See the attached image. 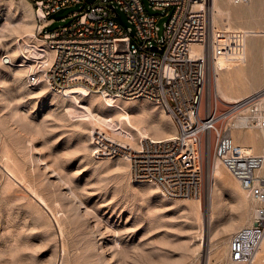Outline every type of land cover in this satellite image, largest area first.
<instances>
[{"label": "rangeland", "instance_id": "obj_1", "mask_svg": "<svg viewBox=\"0 0 264 264\" xmlns=\"http://www.w3.org/2000/svg\"><path fill=\"white\" fill-rule=\"evenodd\" d=\"M98 1L81 0L61 8L50 16L54 22L48 30L68 23L72 13L87 10ZM231 1L223 3L230 9L231 25L258 31L247 40L244 61H221L224 90L243 96L264 88V14L255 9L256 0L246 5ZM142 2L149 14L159 17L156 26L161 39L167 16L161 10H151L147 0ZM27 4L28 0H14L12 4L0 1V264H228L222 242L233 233H223L222 224L237 217L240 210L235 180L225 169L219 180L209 181L211 138L204 153L200 221L186 203L164 200L156 191L134 185L131 173L126 178L116 169L119 157L96 159L79 106L86 105L88 98L79 96L80 104L74 103L72 113L67 114L72 104L68 97L42 91L43 82L22 87L16 68L2 61L20 39L16 31L24 21L17 7ZM116 12L115 20L130 28L126 14ZM218 24L223 29L221 18ZM35 34L41 39L37 30ZM255 97L244 101L248 103L245 109ZM126 98L131 97L120 96L118 106L130 113L145 107L157 117L163 111L145 99L132 102ZM117 108L113 105L108 110ZM4 152L17 162L13 168L21 174L20 181H6ZM32 189L56 211L62 237ZM247 203L246 221L253 207L250 198ZM243 225L239 221L235 230Z\"/></svg>", "mask_w": 264, "mask_h": 264}, {"label": "built area", "instance_id": "obj_2", "mask_svg": "<svg viewBox=\"0 0 264 264\" xmlns=\"http://www.w3.org/2000/svg\"><path fill=\"white\" fill-rule=\"evenodd\" d=\"M147 1L151 10L167 16L161 39L157 37L159 17L149 14L142 0H100L72 13L71 21L52 30H48L54 22L50 16L81 0H28L36 13L38 36L53 53L45 81L58 92L81 83L101 93L156 100L174 123V139L156 144L144 141L135 151L96 131L91 146L96 159L128 158L133 179L158 186L167 198L202 197L206 140L215 135L210 142L214 158L253 203L250 222L231 236L228 260L257 264L264 240V175L259 174L263 157L246 154L226 121L242 120L235 131L257 127L264 107H252V100L245 113L248 103L244 101L221 105L210 98L212 65L217 58L244 61L247 35L211 28L209 0ZM248 2L233 0L236 5ZM117 9L126 14L130 28L115 20ZM193 45L201 48L195 57L190 55ZM37 77L29 76V83L38 82Z\"/></svg>", "mask_w": 264, "mask_h": 264}, {"label": "bare ground", "instance_id": "obj_3", "mask_svg": "<svg viewBox=\"0 0 264 264\" xmlns=\"http://www.w3.org/2000/svg\"><path fill=\"white\" fill-rule=\"evenodd\" d=\"M0 1L9 2L10 4L14 2V0H0ZM251 1L252 0H249L248 3H250ZM231 2H233V0ZM223 3H225V0H209L208 11L210 14L208 17L209 18L208 24L211 28L226 32H232V31L244 32L247 35V40L252 35L258 33V31H253L250 29L233 27L230 23V9L225 8L223 6ZM253 4L258 12L264 14V0H256L253 2ZM195 7H199V6H195ZM17 9L22 12L23 14L22 18L24 21L21 27L16 31L18 32L20 39L18 41L14 40L15 46L11 50H8L6 52V54L2 58V61H4L5 64H10V66L16 68L15 75L18 80L23 82L21 85L22 87H24L23 84L32 86V85H40L43 82L41 86L42 91L48 90L53 94H60L62 96H66L65 98L68 97L72 104L69 105L68 108L66 109L67 114L72 113L74 103L80 104L78 100L79 96L88 98L86 105H79V106H81L80 110L81 113L83 114L82 116L84 118V123L87 126L86 129L88 134V140L90 141V143L92 141V134L96 131L102 132L103 134H105V136H107V138L123 145L125 148L132 149L135 151H139L142 148L141 144L144 141H151L152 143L156 144V143L172 140L176 137V128L174 126V123L173 121H171L172 120L171 117L163 109H161L163 110L162 112L157 114V117H153L151 115L152 111L145 107H141L139 110L130 113L124 108L118 106V101H121L119 99L120 98L119 95H111V94L97 92L95 90H92L89 86L81 83L71 84L66 88L65 91H61V92H58L56 91V89L51 88L45 81V71L49 68L52 62L53 53L41 39L37 38L36 36L37 34H35V30H38V25L36 22V13L34 12L30 4H27L26 7L23 5L18 6ZM218 18H221L224 21L223 29L219 28ZM200 50H201L200 46L193 45L190 48V55L192 57L198 56ZM222 60L223 58H217L211 67V76H212V86L210 89L211 90L210 94L212 95L210 96L211 99L214 98V100L217 99L218 102L220 103L231 105V104L240 103L245 100H249L261 92V94L255 97L256 99H253L254 101H252L251 103H252V107H256L257 109H262L264 107V88L256 90L254 93L249 95L245 94L246 96L245 95L233 96L226 93L222 83L224 78V72L223 69H221ZM34 74H38L37 77V79L39 80L38 82L29 83L27 79L24 80V78H28L29 76H32ZM139 98L140 97H133V98L131 97L130 99L126 98V101L135 102ZM142 99L153 102L157 106L159 105V103L152 98L143 97ZM113 105L114 106L116 105L118 108L116 110H108V108L113 107ZM249 109L245 110L244 112L245 113L248 112ZM257 118L259 120L258 126L249 128L247 130L235 131V128L237 127L239 128L241 125L242 120L240 118H236L235 120H227L226 127H229L231 129V136L233 137L234 140H236V142H238L243 146L246 154L258 155L263 157L262 168L261 170H259V174L264 175V116L258 115ZM253 130H257V131H253ZM214 138L215 135H211V142L214 141ZM1 143L5 145V146L3 145L4 148L7 147L4 141ZM5 149L7 150V148ZM5 153L6 152H4V154ZM1 157L3 158V156ZM4 157L5 159L3 160L5 161L3 162L2 166L6 170L5 172L6 181L7 182L9 180H11V182L17 180L20 181L19 177L21 174L20 175L19 173L17 174L15 171L16 169L14 170L13 168L16 166L13 165L17 164V162L11 159L12 157L9 154L8 155L5 154ZM114 158L116 157H105V158H100L98 160L109 161ZM119 159H120V164L116 167V169L121 171L124 174V177L127 178L130 176L131 173L130 163L128 161V158H126L125 156H119ZM12 160L15 162L11 166ZM209 169H210L209 181L210 183H215L217 180H219V178L223 174L222 170L225 168L222 162H220L219 160L215 159L213 156L210 155ZM132 182L134 185H144L148 188V190L156 191L157 193L160 194V197H162V199L164 200L167 201L170 200V198H167L160 191L158 186L150 182L135 181L134 179H132ZM9 184L10 183H7V187ZM234 188H235V194L238 196L236 200L238 204L237 206L240 211L237 217L235 218L232 217V219L230 218V220H227L226 222L224 221L225 223L222 224L223 233H229V234L234 233L236 231L235 229L237 228L236 225L238 224L239 221L240 222L242 221L244 225L250 222V220L246 221L247 217H245L247 215V212L249 211L248 210L249 205L247 203V199L250 198L249 193L245 191L236 180L234 183ZM31 191L36 197V199H38V202L41 205V207L44 208L46 213L50 216V218L52 217V219H54V221L58 226L57 229L59 231L58 233L62 237L63 234H62L61 226H59L58 223L59 220L58 217L56 216L55 213L56 211L55 212L52 211L51 208L47 205L45 199H43V197H41L38 193H36V191H34L33 189ZM175 200H176L175 202L186 203L189 207L188 209L190 213H192L194 217L198 219V221H200L201 210H202L201 198L192 197V198H185L179 200L175 199ZM210 208L211 210L213 209L212 203ZM248 215L251 217L250 213ZM213 218H214V214L211 215L210 219L213 220ZM230 239L231 238L229 237L226 240H224V242H222L223 243L222 245L225 246V249H227V255H228V245ZM200 245L201 244H199V246ZM62 251L64 250L62 249ZM256 261L257 264H264V240L257 254ZM228 264H240V263H233L228 260Z\"/></svg>", "mask_w": 264, "mask_h": 264}]
</instances>
